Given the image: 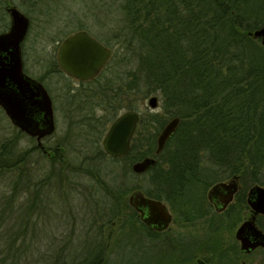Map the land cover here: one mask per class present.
Listing matches in <instances>:
<instances>
[{
  "label": "trees",
  "instance_id": "obj_1",
  "mask_svg": "<svg viewBox=\"0 0 264 264\" xmlns=\"http://www.w3.org/2000/svg\"><path fill=\"white\" fill-rule=\"evenodd\" d=\"M124 15L127 32L118 43L135 51L138 66L106 73L108 62L100 75L84 82L89 85L88 92L67 91L66 98L82 97L90 102L82 105L93 111L81 112L80 119L88 132L101 123L98 142L106 123L112 122L121 108L138 111V106L130 99L125 103V98H145L157 92L163 111H140L127 154L113 157L98 147L87 155L92 168L86 173L109 195L110 208L100 229L105 224L112 226L118 217L129 222L134 216L127 199L131 187L106 182L108 172L97 161L104 157L123 162L124 174H142L152 181L138 186L149 196L177 205L195 201L200 188L232 174L264 185V46L249 33L264 24V0H129ZM54 70L62 72L57 61ZM99 108L106 112L97 114ZM173 116H179L180 123L156 154L157 135L167 117ZM18 134L26 133L18 129ZM52 148V175L63 181L69 178L64 172L68 162L59 144ZM35 150L48 156L37 144L19 150L16 138L0 143V178L16 172L11 190L0 200V264H36V252L25 244V230L11 228L7 211L17 198L30 194L35 184L30 208L51 178L34 181V171L24 164ZM145 156L156 157V164L143 173L134 172L132 163ZM82 168L72 172L84 173ZM97 208L101 212V207ZM261 223L264 226V220ZM92 244L85 256L71 263L63 255L67 250L63 247L56 257L46 255L44 264H105L102 243Z\"/></svg>",
  "mask_w": 264,
  "mask_h": 264
},
{
  "label": "rangeland",
  "instance_id": "obj_2",
  "mask_svg": "<svg viewBox=\"0 0 264 264\" xmlns=\"http://www.w3.org/2000/svg\"><path fill=\"white\" fill-rule=\"evenodd\" d=\"M128 1L10 0L12 5L26 13L31 20L28 36L22 46L24 70L30 76L40 79L49 88L55 107L56 129L51 136L44 140V144L46 147L59 144L64 152V158L68 162L64 172L68 173L69 178L61 181L58 175H52L53 168L49 156H42L40 150H35L24 164L34 171V181L42 180L49 175L51 178L42 187L39 197L35 199L36 201L30 208L28 206L33 199L31 193L34 192L35 184H33L31 193H28L29 195L20 196L12 206L7 208L8 222L11 224V228L21 227L25 230V244L36 252L37 258H34L36 264H44L43 258L49 253L56 257L63 247L67 249L63 255L65 254L71 263L72 260L85 256L87 246H91L95 241L101 242L103 246L107 233L110 234L111 242L108 264H120V262L129 264L127 261L134 262L135 260L144 263L145 261H142L144 254L151 253L148 247L145 250L142 249L143 246L137 249L136 246H132V243L128 245L127 242L125 248H119L120 234L128 229L122 220L116 219V223L109 228L105 224L100 229V224L106 220L104 219L106 206L105 209L103 206L106 205L107 195L100 184L86 173L87 168H92L89 165L91 163L87 164L90 161L87 159V155L92 154L98 147H102L103 136L111 122L106 123L99 142L95 141L100 134L101 123L89 132L83 129L79 120L82 117L81 113H68L71 105L69 99L66 98L67 91L71 93L79 91L82 94L88 92L89 85L82 84L77 79L54 70L56 51L61 40L67 34L78 29L89 31L101 42L109 43L111 44L109 46L115 49L113 57L108 63L109 68L105 70L106 73L109 70L121 73L122 70L136 68L138 55L135 51L121 47L118 43L127 32L124 6L128 4ZM4 12V9L1 8L0 31L6 29L4 24L8 20ZM103 80L104 78H101V81ZM152 95L158 96L159 102L156 108H151L148 105V99ZM81 99L85 100L80 97ZM129 99L138 106L136 108L139 112L163 111L160 95L157 92L149 94L145 98L133 95L128 99L125 98L124 102H129ZM88 103L90 102L88 101ZM125 110L127 109L121 108L119 114ZM96 112L101 115L106 111L99 108L96 109ZM167 118L168 121L170 117ZM9 138H16L17 148L21 151L37 144L35 138L26 134H18V129L0 106V143ZM97 161L102 170L108 172L107 183L131 187L127 197L134 189H138V186L147 185L146 178L142 174H124L123 162H117L108 157ZM56 166L60 168L61 165L57 163ZM79 166H84L82 171L85 172L74 174L72 171H75V168ZM113 175L116 178L111 179ZM15 176V171H9L0 178V200L11 190V182ZM241 181L250 185L256 184L249 177L241 178ZM257 184L264 186L261 183ZM97 206L101 207V212ZM177 225L175 222L171 224L173 228ZM128 239L124 238L125 241ZM131 241L133 240L131 239ZM142 244H144L143 241ZM92 245L94 246V244ZM202 256L210 257L211 254L204 252ZM145 258L150 257L146 255ZM247 258L250 260V264H264L262 251L258 250ZM151 263L153 262H148V264Z\"/></svg>",
  "mask_w": 264,
  "mask_h": 264
},
{
  "label": "water",
  "instance_id": "obj_3",
  "mask_svg": "<svg viewBox=\"0 0 264 264\" xmlns=\"http://www.w3.org/2000/svg\"><path fill=\"white\" fill-rule=\"evenodd\" d=\"M10 11L11 27L9 31L0 33V50L8 51L7 57L0 54V106L15 126L36 136L41 144V138L55 130L52 98L42 82L23 70L21 45L29 26V18L17 7H11ZM249 33L260 39L264 46V24ZM112 55V48L85 29L68 34L60 42L56 52L60 69L81 81L97 77ZM158 102L156 95L148 99L151 108L158 107ZM38 111L43 112V121L37 118ZM139 119L140 112L134 109H127L113 119L102 139V146L108 155L121 157L130 151ZM180 120L179 116H173L164 124L157 135L156 154L163 150ZM156 162V157L145 156L134 161L131 168L136 173H143ZM236 179L237 177H234L230 182L215 183L208 192L209 198L212 199L224 188V203H228L237 190ZM248 199L255 213H264V186L254 184ZM129 203L142 212L148 225L159 222L160 227H166L171 219L166 205L161 200L146 196L140 189L130 193ZM142 207L148 209L145 217ZM236 237L241 241L242 250L250 251L257 246L264 247V232L255 224L254 216L239 225Z\"/></svg>",
  "mask_w": 264,
  "mask_h": 264
},
{
  "label": "flooded vegetation",
  "instance_id": "obj_4",
  "mask_svg": "<svg viewBox=\"0 0 264 264\" xmlns=\"http://www.w3.org/2000/svg\"><path fill=\"white\" fill-rule=\"evenodd\" d=\"M11 7H17V6L12 5L10 0H0V9L1 8L4 9L5 11L4 15H6L8 19L7 22L4 24L6 29L0 31V33L9 31L11 27L12 24V16L10 11ZM21 12L24 13L23 11ZM24 14L29 18V26L21 45L23 70H24V62H23L24 52L22 46L24 40L28 36V32L30 30V24H31L30 17L26 13ZM0 54L7 57L8 51L0 50ZM24 72L26 71L24 70ZM62 73L65 74L66 76L74 78L68 75L67 73H65L64 71H62ZM37 80L42 82L40 79ZM78 81L81 82L82 84H84V82H87L81 80ZM43 85L49 92L50 91L49 88L46 87L44 83ZM68 101L71 105L69 106L68 113L71 114H77L79 112L91 113L93 111V109L82 105L88 102L84 99L83 100L69 99ZM52 103H53V99H52ZM53 111H54V120H55L54 104H53ZM36 116L40 121L41 120L43 121L42 111H38L36 113ZM79 120L83 121V119H79ZM55 129H56V120H55ZM54 131L51 134L42 137L41 144H39L36 136L30 135L25 131L23 132L29 135L30 137L35 138L37 141V145L40 147V149L48 156H51L52 154H54V150L52 147L49 146L46 147L44 144V140L47 137L51 136L54 133ZM234 177H237L236 179L237 190L234 193L232 199L228 203L226 204L224 203V197H225L224 188H222L219 191V193L216 196H214L212 199L209 198L208 192L215 183L221 181L230 182ZM147 182H152V181H147ZM244 183L245 182L241 181L240 174H232L230 176L217 179L212 183H210L206 188H200L198 190L199 197L195 201H189V202L187 201L183 205L180 204L177 205L176 203H171L163 199L149 196L148 194H146V192L143 189L138 188L146 196L161 200L166 205L171 215V219L166 227H160L159 222H157L156 224L148 225L144 221L142 212L129 203L134 209V216L129 222H125L122 217H118V220H122V223H124L128 227L127 230L123 231L120 234L119 248H125L127 246L126 242L128 245L129 243H132V246H136L137 249H140L143 246L142 249L145 250L146 247H148L149 251L151 250V253H145L144 259L142 260L145 261L144 263L146 264H148V262H153L151 264H211V263L250 264V260L247 257L258 250L264 253V247L257 246L250 251L242 250L241 241L236 237V230L244 220L254 216L255 224L259 229H261L264 232V226H262L261 223V221L264 220V213L254 212L248 199L249 191L254 184L250 185L249 183H245V184ZM106 193L107 196L109 197L108 191H106ZM108 197H106L107 200H105L106 213L109 211L110 208V202L108 200ZM127 199L129 202V196L127 197ZM179 208H182L185 211L180 212ZM143 211L145 217L148 214V209L143 208ZM238 217L241 218L239 221L236 220V218ZM173 222L178 224L177 227L173 228L171 226ZM114 223L116 222L114 221L113 224ZM107 225H108L107 228H109V224ZM125 237L129 239L125 241L124 240ZM131 239L133 241H131ZM142 241L144 242V244H142ZM103 244H104L103 247H104L105 264H108L110 257V245H111L109 233L106 234ZM204 252L211 254V256L210 257L202 256ZM146 255H148L150 258H145ZM127 262H129V264H144L142 262H138V260H135L134 262H130V261Z\"/></svg>",
  "mask_w": 264,
  "mask_h": 264
}]
</instances>
